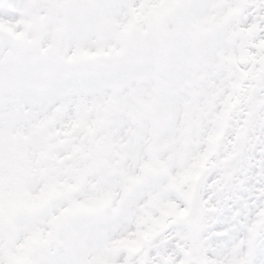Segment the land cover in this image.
I'll list each match as a JSON object with an SVG mask.
<instances>
[{
    "label": "snow or ice",
    "instance_id": "snow-or-ice-1",
    "mask_svg": "<svg viewBox=\"0 0 264 264\" xmlns=\"http://www.w3.org/2000/svg\"><path fill=\"white\" fill-rule=\"evenodd\" d=\"M0 264H264V0H0Z\"/></svg>",
    "mask_w": 264,
    "mask_h": 264
}]
</instances>
